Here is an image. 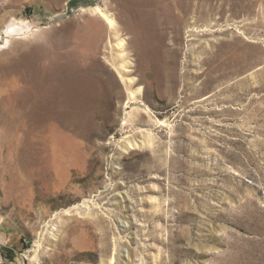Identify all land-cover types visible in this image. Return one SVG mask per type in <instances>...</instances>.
I'll list each match as a JSON object with an SVG mask.
<instances>
[{
    "label": "rangeland",
    "instance_id": "374dc122",
    "mask_svg": "<svg viewBox=\"0 0 264 264\" xmlns=\"http://www.w3.org/2000/svg\"><path fill=\"white\" fill-rule=\"evenodd\" d=\"M0 94V264H264V0H0Z\"/></svg>",
    "mask_w": 264,
    "mask_h": 264
},
{
    "label": "bare ground",
    "instance_id": "6f19581e",
    "mask_svg": "<svg viewBox=\"0 0 264 264\" xmlns=\"http://www.w3.org/2000/svg\"><path fill=\"white\" fill-rule=\"evenodd\" d=\"M3 88V87H2ZM1 95V94H0ZM1 98V97H0ZM0 102H1V100H0ZM5 106H6V104H5V102H1L0 103V112H2L4 109H5Z\"/></svg>",
    "mask_w": 264,
    "mask_h": 264
}]
</instances>
